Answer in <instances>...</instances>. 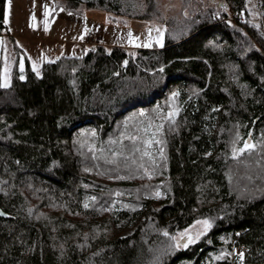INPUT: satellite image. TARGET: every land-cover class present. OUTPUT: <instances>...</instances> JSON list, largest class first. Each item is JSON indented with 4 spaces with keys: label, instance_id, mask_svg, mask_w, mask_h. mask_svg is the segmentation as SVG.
Segmentation results:
<instances>
[{
    "label": "trees",
    "instance_id": "16d2710c",
    "mask_svg": "<svg viewBox=\"0 0 264 264\" xmlns=\"http://www.w3.org/2000/svg\"><path fill=\"white\" fill-rule=\"evenodd\" d=\"M55 1L161 23L166 40L96 43L36 71L0 0L14 51L9 82L0 61V264H264V32L248 0L160 19L132 0ZM200 219L211 227L184 247Z\"/></svg>",
    "mask_w": 264,
    "mask_h": 264
},
{
    "label": "rangeland",
    "instance_id": "374dc122",
    "mask_svg": "<svg viewBox=\"0 0 264 264\" xmlns=\"http://www.w3.org/2000/svg\"><path fill=\"white\" fill-rule=\"evenodd\" d=\"M215 1L217 0H132L134 6L139 8L138 10L150 13L157 19L163 16H179L183 11L188 12V5L192 4L207 8ZM218 1L225 2V0ZM229 14L226 20L235 21L236 14L234 12ZM242 15L241 20H246V15L244 13ZM240 16L241 14L239 18ZM6 17L9 29L18 35V43L26 50L36 71L41 70L46 60L55 59L61 54H81L86 47L96 43L107 47L123 46L134 51L139 48H161L166 40L165 25L161 23L115 16L105 10L88 7H84L80 12L66 11L58 8L55 0H7ZM248 18L264 32L262 0H248ZM149 29L152 30L151 33ZM156 29L161 30L162 37ZM89 32H93L100 41L91 42L88 38ZM160 39H162L163 46L157 43ZM58 45L61 47L58 48ZM3 49L4 81L9 82L14 51L7 36H0V55ZM170 103L176 110L181 105L177 95L171 97ZM163 119L164 115L160 113L157 120L148 125L150 147H154L153 144L157 139V126L162 125ZM204 220L207 219L197 220L182 231L177 238L180 239L182 233H187L194 241L199 240L209 230V228L205 229L202 223H198ZM207 221L211 224L209 220ZM133 229L134 227L125 228L122 232L129 234Z\"/></svg>",
    "mask_w": 264,
    "mask_h": 264
},
{
    "label": "snow or ice",
    "instance_id": "6c2138e0",
    "mask_svg": "<svg viewBox=\"0 0 264 264\" xmlns=\"http://www.w3.org/2000/svg\"><path fill=\"white\" fill-rule=\"evenodd\" d=\"M6 19H7V17H6ZM33 19H34V17H33ZM151 31H152V30L149 29V32H150V33H151ZM156 31H157L158 33H160V36L162 37L163 33L161 32V30H160V29H156ZM129 35H131V34H129ZM157 43H160V45L163 46V45H162V39L158 40ZM137 46H139V45H137ZM145 46H150V45H145ZM21 79H23V77H21ZM4 86L7 87L6 84H5ZM174 115H175V112H172V113H169V114H168V117L171 118V117L174 116ZM160 128H162V125L157 126V131H159ZM149 143H151V141H149ZM246 147H252V146L246 144ZM157 195H159V193H157ZM85 207H88V205L86 204ZM198 223H202V224L205 226V229L211 227V224H210L207 220H204V221H202V222H201V221H198ZM165 235H167V233H165ZM185 237H187V240H186V243L183 245L184 247H187V245H188L189 243H193V242H194L193 238L190 237V236H188L187 233H182V234H181V238L184 239Z\"/></svg>",
    "mask_w": 264,
    "mask_h": 264
},
{
    "label": "water",
    "instance_id": "95a60500",
    "mask_svg": "<svg viewBox=\"0 0 264 264\" xmlns=\"http://www.w3.org/2000/svg\"><path fill=\"white\" fill-rule=\"evenodd\" d=\"M246 144L247 145H251V146L253 145V140L251 139L250 136L246 139V141L244 142V145H243V147L246 148V149L250 148V147H246ZM0 216H3V217H7L8 216V214L1 207H0ZM186 240H187V237H185L184 239L180 238L179 243L185 244Z\"/></svg>",
    "mask_w": 264,
    "mask_h": 264
},
{
    "label": "built area",
    "instance_id": "2783aa9c",
    "mask_svg": "<svg viewBox=\"0 0 264 264\" xmlns=\"http://www.w3.org/2000/svg\"><path fill=\"white\" fill-rule=\"evenodd\" d=\"M240 17L243 19V15H241ZM88 38L91 40V42L100 41V39L93 32H89Z\"/></svg>",
    "mask_w": 264,
    "mask_h": 264
},
{
    "label": "crops",
    "instance_id": "0c3cea01",
    "mask_svg": "<svg viewBox=\"0 0 264 264\" xmlns=\"http://www.w3.org/2000/svg\"><path fill=\"white\" fill-rule=\"evenodd\" d=\"M11 31V30H10ZM12 33V32H11ZM15 37H16V39H17V37H18V35L17 34H14V33H12ZM61 46L60 45H58V48H60ZM57 48V49H58ZM56 49V48H55ZM25 52H26V50H25ZM27 53V52H26ZM74 54V53H73ZM4 49H3V51L1 52V55H0V61H2V59L4 58Z\"/></svg>",
    "mask_w": 264,
    "mask_h": 264
},
{
    "label": "bare ground",
    "instance_id": "6f19581e",
    "mask_svg": "<svg viewBox=\"0 0 264 264\" xmlns=\"http://www.w3.org/2000/svg\"><path fill=\"white\" fill-rule=\"evenodd\" d=\"M74 150V149H73ZM72 152V151H71ZM79 152V151H78Z\"/></svg>",
    "mask_w": 264,
    "mask_h": 264
}]
</instances>
